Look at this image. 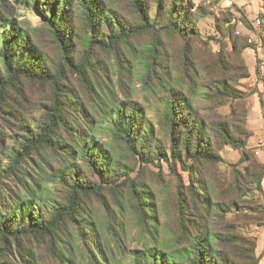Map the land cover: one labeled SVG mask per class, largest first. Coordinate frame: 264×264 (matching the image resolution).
Returning a JSON list of instances; mask_svg holds the SVG:
<instances>
[{
  "label": "trees",
  "instance_id": "16d2710c",
  "mask_svg": "<svg viewBox=\"0 0 264 264\" xmlns=\"http://www.w3.org/2000/svg\"><path fill=\"white\" fill-rule=\"evenodd\" d=\"M155 2L161 27L150 17V0H0V264H15L7 259L12 255L18 264H35L24 246L30 240L57 264H76L77 257L84 264H114L102 254L95 215L102 209L105 221L111 205L129 212L152 243L132 251L133 264H229L206 219L213 203L203 167L222 162L219 151L227 145L241 154L233 166L244 163L245 142L237 124L209 121L194 106L198 69L192 54L202 16L184 0ZM30 4L40 27L17 14ZM163 34L182 41L176 67L168 63ZM143 36L149 40L138 50ZM231 47L241 53L250 46L232 37ZM101 54L114 62L122 98L101 74ZM136 63L143 68V89L161 100L158 138L128 90ZM221 81L214 86L219 97H239L228 79ZM104 121L109 140L98 148ZM47 154L52 159L43 158V166L23 169ZM155 162L159 173L164 162L171 175L184 173L188 184V192L180 182L174 194L176 226L167 232L172 242L164 251L155 196L143 176Z\"/></svg>",
  "mask_w": 264,
  "mask_h": 264
},
{
  "label": "rangeland",
  "instance_id": "374dc122",
  "mask_svg": "<svg viewBox=\"0 0 264 264\" xmlns=\"http://www.w3.org/2000/svg\"><path fill=\"white\" fill-rule=\"evenodd\" d=\"M184 2L191 12L202 16L196 26L200 42L195 43L192 54L198 69L195 89L193 88L194 106L209 121L219 122L226 119L237 124L238 135L245 142L244 163L233 166L241 154L227 145L219 151L222 162L203 167L207 184L206 195L213 203V209L206 219L211 224L210 228L218 234L216 248L229 264H264V175L260 179V175L264 174V0ZM156 7L155 0H150V17L156 19L157 26L161 27L165 22L160 16L157 17ZM16 10L21 19L40 27V18L31 4L22 5ZM239 10L244 12L247 25L242 22ZM256 17L259 18L258 26L252 24ZM162 36L165 41L163 46L169 57L168 63L171 68L176 67L180 63L182 41L178 36ZM232 37L239 38L242 44L250 47L243 49L241 53L232 52ZM148 40L146 36L141 37L135 44L138 50L145 47ZM215 62L219 66L211 68ZM98 63L104 80L110 82L116 96L122 98L123 93L117 85L118 73L111 56L101 54ZM221 64L225 65L223 73ZM142 71L141 65L136 63L131 70L132 79L128 82V90L132 99L142 107L147 129L152 128L158 138L161 133L157 129L156 121L161 100L143 89L140 81ZM245 72L247 77L240 79ZM223 76L230 81L238 98L222 99L215 93L214 86L220 87ZM107 124L108 121L101 124V132L95 139L98 148L103 146L102 142L109 140L103 127ZM43 158L52 159L49 154L46 157H37L35 161L24 164L23 169L31 173L36 166H43ZM54 162L52 166L56 168L57 164ZM156 164H148L143 176L151 184L155 196V211L160 222L158 243L161 244L159 249L164 251L167 244L172 242L167 232L174 230L176 226L174 194L180 182L188 192V184L186 175L181 171L178 176L171 175L168 166L161 162L159 173ZM135 174L136 172L131 176ZM12 188L17 190L16 185ZM109 210V218L103 221L104 211L95 209V215L101 222L98 229L102 254L110 263L133 264L132 251L151 247L152 243H148L139 233L136 221L129 212L120 214L113 205ZM115 237L118 245L114 241ZM24 246L33 255L35 264H57L49 258L42 244L30 240L24 242ZM78 258L76 264H84ZM7 259L15 264L19 262L16 255Z\"/></svg>",
  "mask_w": 264,
  "mask_h": 264
},
{
  "label": "built area",
  "instance_id": "2783aa9c",
  "mask_svg": "<svg viewBox=\"0 0 264 264\" xmlns=\"http://www.w3.org/2000/svg\"><path fill=\"white\" fill-rule=\"evenodd\" d=\"M252 24L254 26H258L259 25V18L258 17L254 18V20L252 21Z\"/></svg>",
  "mask_w": 264,
  "mask_h": 264
},
{
  "label": "bare ground",
  "instance_id": "6f19581e",
  "mask_svg": "<svg viewBox=\"0 0 264 264\" xmlns=\"http://www.w3.org/2000/svg\"><path fill=\"white\" fill-rule=\"evenodd\" d=\"M257 12H258V10H257ZM259 14V13H258ZM237 33H239V32H237Z\"/></svg>",
  "mask_w": 264,
  "mask_h": 264
},
{
  "label": "crops",
  "instance_id": "0c3cea01",
  "mask_svg": "<svg viewBox=\"0 0 264 264\" xmlns=\"http://www.w3.org/2000/svg\"><path fill=\"white\" fill-rule=\"evenodd\" d=\"M245 50H247V49H245Z\"/></svg>",
  "mask_w": 264,
  "mask_h": 264
}]
</instances>
